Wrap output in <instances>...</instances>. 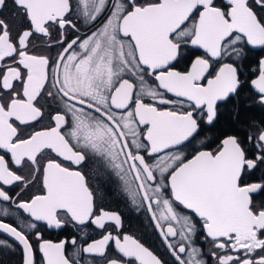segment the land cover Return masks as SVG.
I'll use <instances>...</instances> for the list:
<instances>
[{"label": "snow or ice", "instance_id": "snow-or-ice-1", "mask_svg": "<svg viewBox=\"0 0 264 264\" xmlns=\"http://www.w3.org/2000/svg\"><path fill=\"white\" fill-rule=\"evenodd\" d=\"M17 256L264 264V0H0V264Z\"/></svg>", "mask_w": 264, "mask_h": 264}, {"label": "flooded vegetation", "instance_id": "flooded-vegetation-1", "mask_svg": "<svg viewBox=\"0 0 264 264\" xmlns=\"http://www.w3.org/2000/svg\"><path fill=\"white\" fill-rule=\"evenodd\" d=\"M95 183V181H94ZM98 195L104 197L105 205L114 211H119L125 221L126 230L137 236H141L148 239H156L154 228L146 213L130 210V206H127L121 197L117 194L116 186L111 188L102 187L98 192ZM46 238L57 240L62 238V234H58L55 230H50L45 233ZM7 259V258H6ZM17 256L14 260H10V264H16Z\"/></svg>", "mask_w": 264, "mask_h": 264}]
</instances>
